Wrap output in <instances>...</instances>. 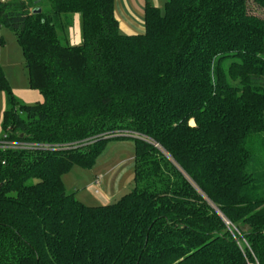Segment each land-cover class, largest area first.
Segmentation results:
<instances>
[{
    "label": "trees",
    "instance_id": "obj_1",
    "mask_svg": "<svg viewBox=\"0 0 264 264\" xmlns=\"http://www.w3.org/2000/svg\"><path fill=\"white\" fill-rule=\"evenodd\" d=\"M248 2L264 8L167 0L161 14L145 0L144 31L131 35L114 0L0 2L42 97L20 103L0 68V142L55 147H0V264H264V19ZM115 131L171 161L134 139L132 192L88 207L62 177L91 167L106 140L58 146Z\"/></svg>",
    "mask_w": 264,
    "mask_h": 264
},
{
    "label": "rangeland",
    "instance_id": "obj_2",
    "mask_svg": "<svg viewBox=\"0 0 264 264\" xmlns=\"http://www.w3.org/2000/svg\"><path fill=\"white\" fill-rule=\"evenodd\" d=\"M6 1L9 2L12 0ZM150 1L160 9L161 14H164V6L167 0ZM114 3L116 12L118 13L117 17L120 22L119 31L121 34H124L123 31L126 30V27L131 31H135L136 29L144 30L145 0H114ZM119 7L121 13H119ZM247 12L250 15L264 19V8L258 7L253 3H247ZM76 16V18H79L78 15ZM77 32L78 26L74 21L70 31L66 35L68 38L67 43L73 46H77L81 43V40H78ZM0 68L16 99L22 104H33L32 102H28L30 100L23 102L24 100L22 99L24 96L23 93L33 92L28 83V70L26 68V60L22 48L14 34L3 25H0ZM0 98L2 99L1 95ZM0 105L2 106V103H0ZM2 112L3 110L1 108L0 119ZM198 123L203 124L204 122L195 121V118H191L188 121V124L192 127H197ZM129 136L131 137H126V139H105L106 142L104 147L91 167L84 168L75 165L64 174L62 182L66 193L73 194L78 201L88 207L112 205L126 194L131 193L134 189L135 147L133 140L139 139L146 143L152 142V140L137 132H131ZM222 140L224 141V138L220 139V141ZM207 141V143L210 144V150H217L221 147V144L218 143L219 141L215 139H209ZM25 144L19 142L18 147L26 149L28 145L25 146ZM10 145L11 144L8 146L6 145V147L16 148L15 145ZM1 147H4V145ZM76 149L78 150V148ZM157 150L171 161L170 155L163 148ZM192 159H194V156ZM209 163H211V161ZM182 174L190 181L183 172ZM36 182L37 180H30L28 183L34 184ZM225 225L230 226L226 221ZM234 230V228L230 229V231ZM241 242L246 246V242L243 240H241Z\"/></svg>",
    "mask_w": 264,
    "mask_h": 264
},
{
    "label": "built area",
    "instance_id": "obj_3",
    "mask_svg": "<svg viewBox=\"0 0 264 264\" xmlns=\"http://www.w3.org/2000/svg\"><path fill=\"white\" fill-rule=\"evenodd\" d=\"M5 0H0V2H4ZM131 134V132L129 131H115L113 133H108V134H101V135H98L96 137H93V138H90L88 140H85L81 143H77V144H71V145H64V146H58L59 149H76V148H81V147H84V146H87V145H91L93 143L96 142V140H101V139H109V138H120V137H131L129 136ZM134 134V133H132ZM137 135V134H135ZM5 138V137H4ZM150 145H152L154 148L156 149H161L162 147L155 143L154 141L152 142H148ZM9 144H11L10 146H13L15 145L16 148H19V142H7L5 139H3V141L0 142V147L2 145H4V147L2 148H8L6 147V145L8 146ZM25 144V143H24ZM28 145V146H26ZM26 146V149H33V150H41V149H44V150H47V149H53L55 147H52L50 145H40V144H25ZM22 148V147H20ZM23 149V148H22Z\"/></svg>",
    "mask_w": 264,
    "mask_h": 264
},
{
    "label": "crops",
    "instance_id": "obj_4",
    "mask_svg": "<svg viewBox=\"0 0 264 264\" xmlns=\"http://www.w3.org/2000/svg\"><path fill=\"white\" fill-rule=\"evenodd\" d=\"M119 13H121V9H120V7H119ZM115 15H116V17L118 16V13L116 12V7H115ZM77 16H75V18H74V21H75V23L77 24V26H78V32H77V37H78V40L80 41V33H79V18H76ZM117 20H118V17H117ZM118 22H119V20H118ZM119 27H120V22H119ZM124 29V28H123ZM144 30L142 29V30H128L127 29V27H126V30L125 31H123L124 32V34H126V35H131V34H140V33H142ZM33 92H27V93H23V102H27V100H30V101H28V102H32L33 104L34 103H37V102H39V103H41L42 102V97H41V95L39 94V92L38 91H36V90H32ZM0 95L2 96V99L0 98V103H2V106L0 105V109L2 108V110H3V112H4V109H5V96H4V94L3 93H1L0 92ZM14 95V94H13ZM15 96V95H14ZM26 100V101H25ZM23 104H26V103H23ZM3 112H2V115H3ZM0 121L2 122V116H1V119H0ZM1 122H0V137H1V133H2V129H1Z\"/></svg>",
    "mask_w": 264,
    "mask_h": 264
},
{
    "label": "water",
    "instance_id": "obj_5",
    "mask_svg": "<svg viewBox=\"0 0 264 264\" xmlns=\"http://www.w3.org/2000/svg\"><path fill=\"white\" fill-rule=\"evenodd\" d=\"M39 11H37V13H38Z\"/></svg>",
    "mask_w": 264,
    "mask_h": 264
}]
</instances>
